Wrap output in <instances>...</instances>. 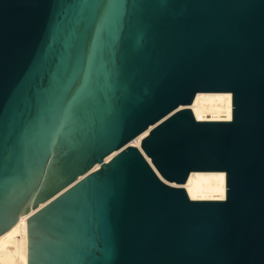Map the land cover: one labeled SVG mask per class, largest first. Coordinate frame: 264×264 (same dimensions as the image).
I'll return each mask as SVG.
<instances>
[{"label": "water", "instance_id": "obj_1", "mask_svg": "<svg viewBox=\"0 0 264 264\" xmlns=\"http://www.w3.org/2000/svg\"><path fill=\"white\" fill-rule=\"evenodd\" d=\"M93 4L0 0V235L30 214L34 264L71 207L79 264H264V0H171L139 27ZM224 91L231 119H197ZM192 171H225V198L172 184Z\"/></svg>", "mask_w": 264, "mask_h": 264}, {"label": "snow or ice", "instance_id": "obj_2", "mask_svg": "<svg viewBox=\"0 0 264 264\" xmlns=\"http://www.w3.org/2000/svg\"><path fill=\"white\" fill-rule=\"evenodd\" d=\"M64 0H56L57 4H62ZM171 3V0H94L93 7L100 17L101 21L114 20L122 25L131 27H139L149 23L153 19V15L157 9L166 8ZM91 64L86 70L90 72ZM126 71L125 66H117L113 64L111 75L113 78L119 76L121 72ZM230 96L231 94H227ZM77 103V97H73L68 101L65 108V119H67L72 112L74 105ZM231 117H229L230 119ZM155 127V125H154ZM145 136L148 133L144 134ZM4 142V121L3 116L0 115V150L3 148ZM137 147L140 146V139L133 141ZM128 147V145H125ZM113 153V156H116ZM112 157H109L111 160ZM99 167V165L97 166ZM221 179L224 173H219ZM220 198H223V186L219 189ZM90 216L97 219L102 215V209L97 206L94 209H89ZM76 212L74 208L69 207L63 214V220L59 227L55 229L58 236L61 237L62 243L47 251L40 250L36 253L34 264H79L82 258L75 251L73 234L77 230ZM89 264H95L94 261Z\"/></svg>", "mask_w": 264, "mask_h": 264}, {"label": "bare ground", "instance_id": "obj_3", "mask_svg": "<svg viewBox=\"0 0 264 264\" xmlns=\"http://www.w3.org/2000/svg\"><path fill=\"white\" fill-rule=\"evenodd\" d=\"M229 93L230 96L227 95ZM189 107L197 119H229L233 113V94L230 91L198 92ZM148 131L149 129L139 134L130 144L140 139L139 147L141 148V141ZM113 153L108 155L106 159L112 157ZM148 159L150 160V158ZM98 165L96 164L94 169ZM219 173H224L222 179ZM172 184L185 187L189 196L193 199H223L226 196L225 171H192L185 183L177 184L173 182ZM221 184L223 186V198H220L219 192ZM29 215H21L9 230L0 235V264H28L26 220Z\"/></svg>", "mask_w": 264, "mask_h": 264}]
</instances>
